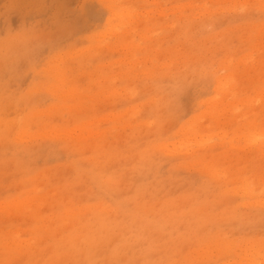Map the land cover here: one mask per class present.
Listing matches in <instances>:
<instances>
[{"label":"rangeland","instance_id":"1","mask_svg":"<svg viewBox=\"0 0 264 264\" xmlns=\"http://www.w3.org/2000/svg\"><path fill=\"white\" fill-rule=\"evenodd\" d=\"M257 128L264 0H0V264H264Z\"/></svg>","mask_w":264,"mask_h":264},{"label":"bare ground","instance_id":"2","mask_svg":"<svg viewBox=\"0 0 264 264\" xmlns=\"http://www.w3.org/2000/svg\"><path fill=\"white\" fill-rule=\"evenodd\" d=\"M154 2V1H153ZM214 14V13H213ZM117 15V14H116ZM116 15H115V18H116ZM203 16V15H202ZM114 17V16H113ZM111 28V27H110ZM110 32V31H109ZM85 50V49H84ZM74 54V53H73ZM245 60V59H244ZM170 62V61H169ZM136 64V63H135ZM168 66V65H167ZM166 68V67H165ZM135 70V69H134ZM60 73V72H59ZM63 74V73H62ZM227 81V80H226ZM101 82V81H100ZM223 82V81H222ZM219 83V82H218ZM105 84V83H104ZM218 86H219V84H218ZM89 88V87H88ZM230 91V90H229ZM79 92V91H78ZM90 92V91H89ZM105 92V91H104ZM65 93V92H64ZM76 93H77V91H76ZM33 94V93H32ZM63 94V93H62ZM66 94V93H65ZM83 96V95H82ZM261 96V95H260ZM66 97V96H65ZM68 97V96H67ZM227 97V96H226ZM36 99V98H35ZM101 99V98H100ZM256 100V99H255ZM258 103V102H257ZM221 104H222V102H221ZM65 107V106H64ZM69 108V107H68ZM87 108V107H86ZM230 108V107H229ZM230 111V110H229ZM130 112H131V110H130ZM136 114V113H135ZM104 115V114H103ZM114 117V116H113ZM207 117V116H206ZM101 118V117H100ZM107 118V117H106ZM111 118V117H110ZM105 118H103V120H104ZM97 120V119H96ZM95 122V121H94ZM94 122L93 123H91L92 125L94 124ZM90 124V125H91ZM219 124V123H218ZM231 124V123H230ZM257 124V123H256ZM93 128H95V127H93ZM205 128V127H204ZM74 129H76V128H73V130ZM83 129V128H82ZM84 129H86V128H84ZM83 129V130H84ZM78 130V129H77ZM76 130V131H77ZM86 130H88V132H89V129H86ZM255 130V129H254ZM91 131V130H90ZM246 131V130H245ZM252 131V130H251ZM257 131H258V128H257ZM103 132V131H102ZM238 132V131H237ZM45 133V132H44ZM47 133H48V131H47ZM71 133V132H70ZM72 133H74V132H72ZM85 133V132H84ZM94 133V132H93ZM248 133V132H247ZM41 134V133H40ZM90 134V133H89ZM92 134V133H91ZM104 134H105V132H104ZM189 134V133H188ZM65 135V134H64ZM71 135V134H70ZM79 135H81V133L79 134ZM93 135V134H92ZM106 135V134H105ZM189 135H191V134H189ZM256 135H257V138H255V140L257 139V140H259V142H262V144H264V142H263V140L261 139V138H264V133L263 132H256ZM36 136V135H35ZM75 136V135H74ZM96 136V135H95ZM97 136L99 137L100 135L99 134H97ZM250 136V135H249ZM251 136H252V134H251ZM145 137V136H144ZM210 137V136H209ZM254 137V136H253ZM256 137V136H255ZM73 139H74V137H73ZM194 139V138H193ZM80 140V139H79ZM112 140V139H111ZM208 140V139H207ZM248 140V139H247ZM74 141V140H73ZM82 141V140H81ZM253 141V140H252ZM192 142V141H191ZM191 142H190V145H191ZM209 142V141H208ZM256 142V141H255ZM45 143V142H44ZM196 143V142H195ZM199 143V142H198ZM204 143V142H203ZM92 144V143H91ZM182 144V143H181ZM180 144V145H181ZM183 144H186V142L184 143L183 142ZM197 144V143H196ZM195 144V145H196ZM169 145V144H168ZM175 145V144H174ZM178 145V144H177ZM179 145V146H180ZM201 145V144H200ZM213 145V144H212ZM252 145V144H251ZM182 146V145H181ZM260 146V145H259ZM238 147V146H237ZM261 147V146H260ZM162 148V147H161ZM177 148V147H176ZM233 148H234V146H233ZM180 149H181V147H180ZM263 149H264V146L262 147V150H261V152L263 153ZM179 151V150H178ZM176 152V151H175ZM173 153H174V151H173ZM188 153V152H187ZM168 154V153H167ZM241 161V160H240ZM142 165V164H141ZM206 167V166H205ZM194 170V169H193ZM207 170H209V169H207ZM212 170H214V169H212ZM209 172V171H208ZM214 172V171H213ZM205 173V172H204ZM208 174V173H207ZM211 174V173H210ZM217 174H219V173H217ZM216 175V174H215ZM211 176V175H210ZM213 176V175H212ZM224 176V175H223ZM216 177V176H215ZM218 177H219V175H218ZM249 182V181H248ZM103 183V182H102ZM108 183H106V185H107ZM250 184V183H249ZM243 186H245V184L243 185ZM251 186V185H250ZM246 187V186H245ZM241 189H244L243 187L241 188ZM248 189V188H247ZM246 189V190H247ZM258 190V189H257ZM231 191V190H230ZM247 191H249V190H247ZM244 193H247L246 191H243ZM250 192V195H252L251 193H253L254 194V192H255V190H253V192H251V190L249 191ZM261 192V191H260ZM244 193H243V195H244ZM239 194V193H238ZM261 194V193H260ZM245 196H246V194H245ZM253 196V195H252ZM247 197V196H246ZM251 199H252V197H251ZM41 200V199H40ZM48 200V199H47ZM32 201V200H31ZM31 201H29V202H31ZM34 201V200H33ZM28 202V203H29ZM256 202V201H255ZM259 202V201H258ZM257 202V203H258ZM47 203V202H46ZM257 203H256V206H257ZM261 203H263V202H261ZM11 204V203H10ZM32 204H33V202H32ZM246 204V203H245ZM255 204V203H254ZM8 205V204H7ZM16 205H17V203H16ZM31 205V204H30ZM261 205V204H260ZM259 205V206H260ZM262 205H264V204H262ZM10 206V205H9ZM11 206H13V205H11ZM95 206V205H94ZM99 206V205H98ZM35 207V206H34ZM258 207V206H257ZM263 207V206H262ZM32 208V207H31ZM71 208V207H70ZM94 208V207H93ZM99 208H100V206H99ZM107 209V208H106ZM105 209V210H106ZM40 210V209H39ZM45 210V209H44ZM100 210V209H99ZM11 211H13V210H11ZM107 211V210H106ZM12 213V212H11ZM95 213H97V212H95ZM104 213V212H103ZM109 213V212H108ZM85 214H87V213H85ZM81 215V214H80ZM70 216V215H69ZM81 217V216H80ZM84 218V217H83ZM18 219V218H17ZM105 221V220H104ZM68 222V221H67ZM70 223V222H69ZM104 225H106L105 223H104ZM104 227H106V226H104ZM70 229H72V228H70ZM84 231V230H83ZM82 231V232H83ZM95 231V230H94ZM97 231V230H96ZM19 232V231H18ZM78 232V231H77ZM85 233V232H84ZM17 234V233H16ZM23 234V233H22ZM11 236V235H10ZM87 239H89L90 240V238H87ZM89 240H87V241H89ZM29 241V240H28ZM218 241V240H217ZM30 242V241H29ZM210 242V241H209ZM31 243V242H30ZM67 243V242H66ZM263 243V242H262ZM26 244H27V242H26ZM226 244V243H225ZM225 244H224V246H225ZM264 244V243H263ZM235 245V244H234ZM233 245V246H234ZM20 246V245H19ZM221 246V245H220ZM233 246H232V248H233ZM211 247V246H210ZM209 247V248H210ZM214 247V246H213ZM219 247V246H218ZM234 247H236V246H234ZM221 249V248H220ZM219 249V250H220ZM231 249V248H230ZM202 250V249H201ZM222 250V249H221ZM220 250V251H221ZM224 250V249H223ZM244 250H246V249H244ZM48 251H49V249H48ZM47 251V252H48ZM202 251H204V250H202ZM220 251L218 252V253H220ZM238 251V250H237ZM182 252V251H181ZM226 252V251H225ZM243 252V251H242ZM206 253H209V249H208V252H206ZM194 254V253H193ZM209 254H211V253H209ZM246 254V253H245ZM245 254L243 255V253H242V255L243 256H245ZM249 254V253H248ZM251 254V253H250ZM202 255V254H201ZM217 255V254H216ZM225 255V254H224ZM247 255V254H246ZM257 255V254H256ZM206 256V255H205ZM205 256H204V258H205ZM207 256H209L208 254H207ZM252 256V255H251ZM201 257V256H200ZM246 257V256H245ZM257 257H259L260 258V256H257ZM256 257V258H257ZM249 259H250V257H248ZM258 258V259H259ZM263 258V257H262ZM196 259V258H195ZM195 259H192V263H190V264H193V260L194 261H196ZM203 260V259H202ZM252 260V259H251ZM197 262V261H196ZM203 263V262H202ZM239 263V262H238ZM255 263V262H254ZM254 263H252V264H254ZM229 264V263H228ZM241 264V263H240ZM244 264V263H243ZM246 264V263H245ZM248 264V263H247Z\"/></svg>","mask_w":264,"mask_h":264}]
</instances>
